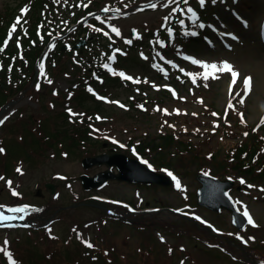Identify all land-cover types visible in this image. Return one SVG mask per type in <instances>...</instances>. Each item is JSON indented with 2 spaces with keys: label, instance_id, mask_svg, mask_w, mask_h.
Wrapping results in <instances>:
<instances>
[{
  "label": "rangeland",
  "instance_id": "obj_1",
  "mask_svg": "<svg viewBox=\"0 0 264 264\" xmlns=\"http://www.w3.org/2000/svg\"><path fill=\"white\" fill-rule=\"evenodd\" d=\"M21 1L0 0V12H5L6 4L15 7ZM144 1L121 0L115 3L114 7L106 3L108 8L115 11L96 13L95 17H100L101 25L107 26L110 37L121 45L148 29L156 28L155 33H157L159 29L157 27L171 15L172 8L177 6L176 3H169V0H148L145 6L135 8L134 4ZM178 2L179 5L182 4V0ZM151 4H156V7H150ZM205 4L213 8L206 16L207 21L215 23L218 31L225 29L234 32L239 39L232 41L228 37L233 43V48L227 49L217 43L213 36L212 40L215 41L216 48L201 43L202 47L193 50L195 52L190 54H194L201 62L216 64L228 62L239 73L235 84L232 85L231 73L227 71L217 72L218 78L209 77L205 80L198 77L193 83L188 74L201 73L204 70L199 65L188 68L187 62H183L180 67L184 68L182 71L184 77L177 75L175 80H172L170 74L176 72H170L169 69L173 70L169 66H167L169 69L159 63L148 68L143 66L140 57L151 64L157 55L154 50L146 48L145 57L142 54L135 59L131 58L127 61V67H119L118 71L116 69L118 73L125 70L132 76L134 83L127 88L115 85L106 87L104 95L107 94L110 100H105V104L97 109L102 115L98 114L97 119L92 120L95 125L93 136L97 135L101 138L107 136L117 144L109 147L121 150L119 145H125L132 137L136 145L154 139L162 142L161 131L165 128L170 133L176 128L181 136L195 138L204 153L217 151V159L211 162L215 166L217 160L223 158V148L228 142L243 138L245 130L249 131V128L252 130L253 126L256 129V126L264 121V0H216L215 3L206 0ZM19 11L24 13L22 8ZM127 12L132 14L121 16ZM235 12L241 14L242 18H237ZM103 18L112 19L103 20ZM221 22L227 27H221ZM113 28L118 30L119 35L112 31ZM204 32H207L206 28ZM102 38L106 40L105 37ZM167 44L166 38L160 39V47ZM98 50L102 52V49ZM187 55L188 53H183V56ZM71 62L75 64L74 60ZM67 70L56 74L57 77L50 76L47 79L48 75L45 73L47 70L43 67L39 73L42 76V83L37 84L39 87L36 85L38 94L34 92L13 95L15 101L0 115V121H3L0 123V148L8 149L7 158H2L5 151L0 152V178H2L0 179V211L13 217L23 216V219L14 218L0 224V264H242L240 261L246 259L243 260L242 253L238 252L239 247L247 245L251 253L254 252L253 249L259 250V247L261 249L259 251L264 253V246L260 245L264 242V182L258 184L247 181L244 183L248 186L242 187L241 190L237 187L230 190L240 209L243 211L246 209L253 221L246 229L239 231L232 224L229 211L223 210L217 213L197 204L195 193L201 185L196 177L197 170L204 161H207L206 159H194L190 155L173 156L174 149H166L162 154L147 148L143 152L147 159L142 157L144 161L150 165L154 164L153 166L160 172H163L162 169H168L163 167H173L178 173L179 188L157 183L148 185L113 180L101 188L92 190L83 188L80 175L83 173L93 175L107 167L95 165L88 169L84 168L81 160L87 154H83L80 150L67 156L60 154L54 156L49 151L46 155H33L34 160L29 161L23 151L26 150L27 143L24 141L22 130L28 127L24 119L26 117L29 119L32 115L46 117L47 122H42L46 130L55 127V123L58 126L65 124V119L57 112L71 107L70 101L64 99L63 94L70 96V88L78 80L76 75L78 68L71 66ZM141 74L146 76L145 84L137 82ZM160 74H164L165 77L162 81L156 82ZM245 77L251 78L247 93L244 88ZM163 84L167 85V88L174 85L178 89V95L172 93L167 96L164 90L157 91ZM41 92L44 93L40 94ZM50 92L55 93L53 99L48 94ZM132 94H150L152 102L147 100L145 110H133L128 108V98ZM241 97H243L242 103ZM50 99L57 104L51 107ZM2 100L4 99H0V103ZM206 104L211 105L219 113L228 108L232 111L234 108L243 116L244 122L249 127H246L243 121L239 122V118L235 115L233 117L236 121L232 120L229 127L233 131L223 139V129L218 130L212 122L214 119L212 114L203 109ZM229 104L232 107H229ZM84 108L93 111L95 105L87 100ZM103 114L109 117L106 118ZM238 122L242 125L240 126ZM27 141L31 140L27 138ZM13 146L15 149L10 150ZM101 148L97 147L96 151H108L107 147ZM137 149L139 150V145ZM19 155L25 157V160L19 164V168H16L14 163ZM17 169L20 171L15 172ZM47 181H53L58 185L55 195L49 194L45 189L44 185ZM260 185H262L261 189L258 188ZM37 188H42L43 193L36 194ZM14 192L18 195H14ZM103 199L110 200L113 204L106 205ZM115 201L134 206L140 212L135 213L130 206L129 208L126 206L133 213L129 214V210L123 211L120 206L116 207ZM25 204L28 206L23 213L8 211L10 208L24 207ZM107 206H112L109 212H106ZM163 207L166 209L154 210ZM177 209L187 216L203 217L204 221L211 220L223 238L231 239L229 233L237 234L244 244L229 245L228 249L224 246L221 248L223 238L215 236L212 237L214 241L211 242L212 239L207 237V232H204L203 237H197L183 231L181 228L185 227L187 231L198 234L199 230L209 231V229L191 218H178L174 215L178 212ZM122 215L132 216L137 221L133 223V220L125 217L124 220L117 218V216L123 217ZM46 219L48 222L42 226V221ZM19 220H23V223H19ZM142 223H146L149 229L139 227ZM208 238L211 241H207ZM88 243L93 247H88ZM76 244L88 247L89 254H96V250L103 246L105 251L109 250V252L100 254V258L108 263L101 260L93 262L91 256L80 253L82 249H74L78 246ZM214 245L217 247H213ZM111 259L114 260L113 263H110Z\"/></svg>",
  "mask_w": 264,
  "mask_h": 264
},
{
  "label": "trees",
  "instance_id": "obj_2",
  "mask_svg": "<svg viewBox=\"0 0 264 264\" xmlns=\"http://www.w3.org/2000/svg\"><path fill=\"white\" fill-rule=\"evenodd\" d=\"M115 2V0H22L15 7L6 4L4 7L5 12H0V99H4L0 105L6 103L9 99L15 98L13 95L17 93L36 92V84L39 80L37 62L41 61L43 55L48 54L49 72L52 76L68 71V67L74 66L71 62L73 59H76L81 64H89L88 61L92 60V54L95 52L92 43L85 46L82 53L73 47L64 50L62 47L63 42L71 38L72 43H75L81 38L84 31L99 33L101 37H106L105 32L95 31L89 24H80L79 21L93 11L103 9L107 5L106 3L114 5ZM23 6H26L27 12L22 14L19 9ZM18 16L21 18L18 32H15L5 45L4 38L7 37L8 32L12 31L11 26L16 23ZM91 22L94 25H99L96 19ZM73 24L77 26L73 27ZM177 28V31H179V27ZM156 35L161 39H167L168 44L165 50L170 51V35L167 28L161 27L157 30V33H155V30H150L146 32L144 39H148L149 36L155 37ZM178 37L179 35L177 34ZM142 40L140 41L142 42ZM18 42L20 43L18 44ZM110 44L109 40L108 42H103V46L108 49L104 58L108 57ZM134 46L127 44L126 54L119 55V66H125L130 58L135 59L137 57L136 53H132L129 57L126 56ZM99 61H101L100 57ZM84 71L85 73L80 72V76H85L86 74L91 76L89 68H84ZM94 71L103 77L104 85L124 86L123 83L129 82L120 76L108 74L101 65L95 66ZM80 76L78 75V83L72 88L73 94L68 100L76 115L69 114L66 109L57 112V114L61 113L65 119V124L58 126L55 123V127L51 130H46L42 125V122H47L46 117L41 118L32 115L28 120L24 119L28 127L24 128L22 133L25 137L24 141L27 143L25 155L29 161L34 160L33 155H46L49 151L54 156L65 153H77L78 150L83 154H92L96 152L97 147L103 146L106 138H101L97 135L93 136L94 131L92 129V120L96 119L97 113H101L97 109L102 107V102L95 99L87 88L86 82ZM92 81L95 82L93 74ZM42 93L44 92L40 94ZM141 99L143 98L132 100L130 105L136 106L137 101ZM87 100L94 103L95 110L84 108ZM55 104H57L56 101H54ZM103 115L105 117L109 116ZM68 118L70 119L68 120ZM215 124H217L216 126L219 129H223L222 133H224L225 139V136H228L230 131L226 120L219 116ZM160 136L163 139L162 142L154 139L139 143L140 152L143 153L144 149L149 148L157 151V153L164 154L166 149H174L173 156L179 154L180 156L190 155L194 159H207L206 156L200 153L199 145L192 138L177 137L174 131L168 133L166 129L161 131ZM261 137L259 133L250 132V135L239 142H228L227 146L225 145L223 148V158L217 160L215 168L210 166L211 171L219 176L244 174L254 180H264V139ZM27 138L31 141H27ZM133 142L132 140L129 141V145ZM211 157L216 160V153L212 154ZM201 166H209V163L204 161ZM103 202L106 205H112L111 203ZM78 248L82 249L81 254L90 253L89 249L84 246H76L74 249ZM99 251L97 254H99Z\"/></svg>",
  "mask_w": 264,
  "mask_h": 264
},
{
  "label": "water",
  "instance_id": "obj_3",
  "mask_svg": "<svg viewBox=\"0 0 264 264\" xmlns=\"http://www.w3.org/2000/svg\"><path fill=\"white\" fill-rule=\"evenodd\" d=\"M84 43L85 41L82 40L76 47H80ZM82 162L85 168L103 164L108 166L107 170L101 171L94 176L87 174L81 175L86 189L100 187L111 179L127 180L130 182H160L166 185L172 184L171 179L166 175L147 168L141 161L128 157L123 152L101 153L96 156H87ZM113 166L118 167V173L112 170ZM198 178L203 183V186L199 189V202L218 211L223 207L228 208L233 213V222L240 229L244 228L247 221L233 199L227 194V189L234 184L233 180H220L206 174H199ZM46 188L50 193H54L56 190V186L52 182H47ZM40 191L41 189L38 190L39 194L41 193Z\"/></svg>",
  "mask_w": 264,
  "mask_h": 264
},
{
  "label": "snow or ice",
  "instance_id": "obj_4",
  "mask_svg": "<svg viewBox=\"0 0 264 264\" xmlns=\"http://www.w3.org/2000/svg\"><path fill=\"white\" fill-rule=\"evenodd\" d=\"M182 2L185 5H187L188 0H182ZM212 2L215 3L216 0H212ZM169 3H176L177 4V7L173 9V12L179 11L182 15H189L190 14L189 15V19H191L194 24L196 23V20H197L196 13L194 12V10L191 7L180 8L178 0H169ZM199 3H200L201 6H204L205 3H206V0H199ZM165 6H167V5H165ZM150 7L155 8L156 7V4H151ZM103 11L108 12L109 9L108 8H105V9H103ZM22 12H27V9L26 8L25 9H22ZM96 19L99 20L100 17L97 16ZM165 19L167 20L168 18L166 17ZM20 21H21V18L18 17L17 20H16V23H14L11 26L13 32L16 30L17 26L20 24ZM180 23H181V25H183L184 24V21L181 20ZM198 27L203 28V27H205V25L199 24ZM97 30L99 31V29H97ZM112 31L113 32H116L117 35H119V32H118L117 29L113 28ZM186 34L196 35L195 32L186 33ZM10 35H11V33H10ZM105 35H107V33H105ZM127 42L128 43H131V41H127ZM117 51H119V50H117ZM111 59H114V56L113 57H109V60H111ZM192 62L195 63V64H198L204 70L201 73H194V74H191L190 73V74H188V75L191 76L193 83L196 82V79L198 77L199 78H203L205 80H207L209 77H211V78H218L216 76V73L217 72H225V71H227V72H230L231 73V76H232V85H234L235 82H236V79L239 76V73L236 72L233 69V67L228 62H226V61L225 62H221L220 64H216V63L201 62L199 60L193 59ZM104 67L105 68H109V64H107V63L104 64ZM41 69H43V64H41ZM181 71H183V69H181ZM119 75L122 76V77H124L125 79H129V80H132L133 79L130 76H125V74L122 73V72ZM137 82H139V81H137ZM250 82H251V78L250 77H245L244 78L245 93H247V90L250 89ZM49 83H51V81H49ZM205 86H207V85H205ZM37 87H39V85H37ZM237 95H239V94H237ZM200 102L202 103L203 101L201 100ZM240 102L241 103L243 102V97H241V101ZM229 107H232V105L229 104ZM157 110H160V109L157 108ZM68 111H69V113L71 115H76L75 113H71V109H69ZM164 111L167 112V110H164ZM176 111L179 112V110H176ZM213 115L215 116L217 114L216 113H213ZM2 122L3 121H0V123H2ZM245 135H247V133H245ZM121 146L123 147V145H121ZM3 151H4V149L0 148V152H3ZM144 163L147 164V161H144ZM17 171H20V169H17ZM169 175L171 176L172 174L169 173ZM0 179H2V178H0ZM173 179L176 180L175 177H173ZM8 183L10 184L11 182H8ZM176 187L177 188L180 187L179 180H176ZM13 194L14 195H18V193H15V192ZM26 209H27V206H25V207L10 208V209H8V211L9 212H13V213H23V212L26 211ZM243 214L245 215V217H247L248 223L252 224L253 223L252 218H251V216L249 215V213L247 212L246 209H245V211H244ZM14 218L23 219V216L13 217V216H10V215H5V213L3 211H0V222L8 221V220H11V219H14ZM197 219H199V217H197ZM87 246L88 247H93V245H91L90 243H88Z\"/></svg>",
  "mask_w": 264,
  "mask_h": 264
}]
</instances>
